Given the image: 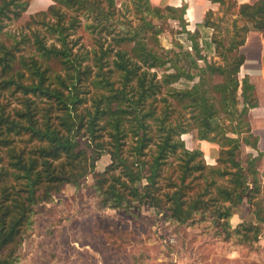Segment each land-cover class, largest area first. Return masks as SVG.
Listing matches in <instances>:
<instances>
[{
	"label": "trees",
	"instance_id": "obj_1",
	"mask_svg": "<svg viewBox=\"0 0 264 264\" xmlns=\"http://www.w3.org/2000/svg\"><path fill=\"white\" fill-rule=\"evenodd\" d=\"M42 1L17 32L5 30L6 23L33 0H0V264H18L36 206L52 202L67 184L80 186L89 174L98 198L94 210L146 204L166 222L205 223L214 238L254 250L264 228L262 153L241 158L243 145L256 149L259 138L248 119L258 104L255 85L239 76L245 61L239 47L252 29L264 35V0L239 6L229 0L245 25L228 47L231 61L223 63L203 53L182 9L133 0L139 13L147 12L131 31L115 0ZM153 17L177 18L194 51L149 45L143 33L154 28ZM82 27L94 44L75 51L72 35ZM106 33L114 40L107 47ZM217 75L222 81L211 82ZM181 79L194 83L174 85ZM191 131L219 144L215 163L186 145L183 134ZM105 153L110 162L97 170ZM245 201L255 221L233 227L235 208Z\"/></svg>",
	"mask_w": 264,
	"mask_h": 264
},
{
	"label": "rangeland",
	"instance_id": "obj_2",
	"mask_svg": "<svg viewBox=\"0 0 264 264\" xmlns=\"http://www.w3.org/2000/svg\"><path fill=\"white\" fill-rule=\"evenodd\" d=\"M36 1L18 20L7 21L5 30L19 32L23 29L30 15L37 10ZM46 1L48 5L50 0ZM115 5L119 19L130 21L133 27L130 30L143 23L141 15L145 16L147 11L139 13L133 0H115ZM233 10L234 7L228 3L222 14H210V27L198 29L195 39L204 47L203 53L210 61L223 63L230 60L228 47L237 29L245 25L242 17L230 15ZM151 21L154 28L143 33L149 45L161 52L179 51L181 47L194 51L191 35L177 18L153 17ZM155 28L159 29L157 36ZM116 29L123 28L117 26ZM24 31L28 32L27 29ZM112 37L106 33L103 39L105 47L114 42ZM72 40L76 44L75 51L80 47L91 49L94 44L83 27L72 35ZM128 44L125 46L129 48L133 42ZM199 63L204 64L202 60ZM194 81L181 79L174 85L184 87ZM220 81L222 77L219 75L211 80L213 83ZM9 99L13 105L16 104L14 97ZM183 139L189 148L203 147L205 143L196 139L194 131L183 134ZM81 142L85 147L86 139ZM249 152L243 145L241 158L246 160ZM206 159L212 161L209 155ZM109 162L110 154H103L96 162V169H103ZM93 183V175L89 174L80 186L67 184L52 202L36 206L34 224L25 234L18 264H246L247 255L256 252L257 248L252 250L214 238L213 231L205 223L178 225L166 222L161 212L146 204L140 209L135 206L122 211L94 210L92 203L95 205L98 198L94 195ZM169 237L173 241L167 240Z\"/></svg>",
	"mask_w": 264,
	"mask_h": 264
},
{
	"label": "crops",
	"instance_id": "obj_3",
	"mask_svg": "<svg viewBox=\"0 0 264 264\" xmlns=\"http://www.w3.org/2000/svg\"><path fill=\"white\" fill-rule=\"evenodd\" d=\"M153 6L166 7L171 6L176 9H182L184 13V19L188 30H200L201 27H210L204 25V19L207 12L214 14H222L229 0H224L225 4H221L219 1L213 0H149ZM238 6L245 3H254L257 0H233ZM34 2V0H33ZM35 7L40 9L44 5V1L37 0ZM235 18L239 16L236 8L230 14ZM239 52L245 57V61L241 66L239 76L243 78L249 77L251 83L255 85V95L258 100L257 106L251 108L248 113V119L251 125L252 131L258 136L257 148H251L246 146L248 151L258 155L259 152L262 156L259 160L258 170L260 172L261 179L264 183V35L258 30H250L246 34L245 42L239 47ZM199 142H205L204 146H199L204 152L205 156L209 155L210 158L215 161L220 151L219 144L215 142H209L202 140ZM197 146L194 148H198ZM210 162V161H209ZM214 163V162H213ZM102 170V169H100ZM245 220L255 221V215L252 208L245 201L235 208L234 214L231 218V224L233 227L237 226ZM172 240V237L167 240ZM256 252H252L247 255L246 264H264V228L263 232L259 236V242L256 245Z\"/></svg>",
	"mask_w": 264,
	"mask_h": 264
}]
</instances>
